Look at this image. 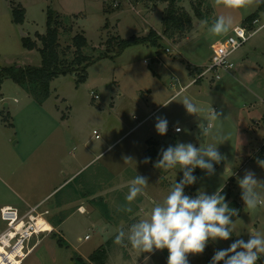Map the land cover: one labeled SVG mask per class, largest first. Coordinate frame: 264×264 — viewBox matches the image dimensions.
<instances>
[{"label":"rangeland","instance_id":"obj_1","mask_svg":"<svg viewBox=\"0 0 264 264\" xmlns=\"http://www.w3.org/2000/svg\"><path fill=\"white\" fill-rule=\"evenodd\" d=\"M18 5L25 11L21 25L13 22L12 11ZM166 7L148 0H0V69L41 66L39 52L26 50L22 40L29 37L41 47L36 35L46 34L48 11L58 14L61 24L62 58L70 62L75 58L73 38L81 34L88 42L83 55L96 59L86 68L85 81L79 82L75 74L60 76L50 83L45 99L28 94L10 79L0 86V207L21 199L35 206L53 192L42 202L41 211H49L44 219L53 224L70 216L60 228L53 230L49 225L52 233L38 237V248L24 264H75L79 257L89 263L90 255L107 240L111 247L106 264H132L143 256L130 246L114 244L115 234L139 220L141 204L144 219L150 218L154 204L163 202L183 176L179 167L164 171L143 163L147 140L158 142L151 143L155 153L177 142L197 147L220 144L218 150L226 157L215 165L212 176L195 169L197 182L186 186L185 194L233 190L234 199L227 202L239 201L242 209L234 220L236 231L227 241L212 242V248L209 243L203 254L189 255V264H210L216 250L228 248L236 239L246 241L251 231L264 233V206L247 210L237 183L248 169L264 180V168L258 164L264 160L260 158L264 151V29L233 54L231 74L219 81L208 75L192 83L209 63L212 44L235 27L249 25L245 20L255 13L257 25L252 31L264 25V4L228 9L215 0H179L177 12L187 13L191 23L183 24L171 38L163 35ZM220 15L232 17V28L225 35L211 36L201 21L210 25ZM150 30L160 35L159 48L136 45L114 54L115 39L144 37ZM192 67H198L194 77ZM185 97L199 107L197 116L186 113L180 103ZM211 107L221 113L220 120L211 122L209 136H201L198 125L206 124ZM157 116L169 122L164 136L155 130ZM177 124L180 132L174 130ZM126 157L133 161H125ZM226 166L231 171L225 172ZM137 174L148 178L145 195L132 203V213L118 211ZM80 207L85 208L84 214L79 213ZM25 212L21 208L20 213ZM5 226L0 219V231ZM86 235L89 241L84 240ZM167 257L165 249L140 264H167Z\"/></svg>","mask_w":264,"mask_h":264},{"label":"clouds","instance_id":"obj_2","mask_svg":"<svg viewBox=\"0 0 264 264\" xmlns=\"http://www.w3.org/2000/svg\"><path fill=\"white\" fill-rule=\"evenodd\" d=\"M216 5H223L228 9L253 8L264 4V0H215ZM207 27L211 36L227 34L233 25L231 16L220 15L209 25L207 20L201 21ZM264 29V25L257 28L250 35L254 36ZM188 115H196L199 107L189 98L185 97L182 102ZM221 113L212 107L209 117L202 121L198 127L201 136H209L212 130V121L220 120ZM166 117H155V130L164 136L168 131ZM176 132L181 128L174 126ZM218 145L209 143L207 146H195L191 142H177L174 146L162 147L159 158L154 162V167L159 170H171L179 167L183 173L182 178L171 186V189L163 202L155 203L151 210L150 218L139 219L131 223L126 229L120 228L115 234L113 243L121 247L130 246L145 256V261L150 259L151 254L167 249V264H189V255L203 254L210 242L227 241L232 238L236 231L233 217L239 216V210L229 206L226 195H222L223 189H218L213 194L197 191L193 197L185 194V187L197 182L194 175L195 169L199 168L207 176L215 174V165L226 160V157L218 150ZM125 161H133L126 157ZM151 162L150 157H145L143 163ZM258 164L264 168V160H258ZM225 172L231 171L228 166ZM237 183L241 189V200L249 211L264 206V180L256 177L251 169L245 170L242 178ZM148 178L137 174L129 183L126 203L117 210L132 213V203L140 196L145 195L148 187ZM249 238L236 239L226 249L216 250L210 264H257L264 257V233L251 231Z\"/></svg>","mask_w":264,"mask_h":264},{"label":"trees","instance_id":"obj_3","mask_svg":"<svg viewBox=\"0 0 264 264\" xmlns=\"http://www.w3.org/2000/svg\"><path fill=\"white\" fill-rule=\"evenodd\" d=\"M153 3H166L167 7L163 14V24L164 31L163 35L171 38L175 35L183 26V24L191 23V17L187 13H179L176 9V3L179 0H148ZM262 6L260 7V10ZM183 12V11H181ZM13 22L16 25H21L24 22L25 11L24 9L18 5L14 6L13 11ZM257 13L249 16L245 23L249 25L252 24L254 20H256ZM57 16H53L51 11H48V19H47V32L45 35H36V38L40 41L41 47H37V43L31 40L29 37L23 38V47L28 51L37 50L41 57V66L36 67H18L11 66L7 68L0 69V86L5 79H10L18 86H20L23 90H25L28 94L41 99H45L49 95V85L50 83L60 77L67 76L69 74H75L78 76V81H85L87 79L85 70L90 64H92L95 60L92 57L83 55L82 51L88 46L87 39L81 35L77 34L73 38V47L76 49L75 58L70 62L66 59L62 58L63 54L59 51V36H60V22ZM116 51L114 54L119 55L124 50L129 47L136 45H145L151 46L154 48L160 47L161 37L160 35L150 30L147 36L144 37H136L132 36L129 39H122L118 37L115 39ZM110 41L107 43L109 44ZM101 57H107L106 54H101ZM99 57V58H101ZM154 144V143H152ZM148 149L145 152V157H150L151 162L153 163L156 159L159 158V151L154 152L151 149V141L147 142ZM222 195H226V202L228 201V196L225 192L222 191ZM229 206L232 208H236L239 210V215L241 213V209L237 207L232 202L229 203ZM239 217V216H238ZM238 217H233L236 220ZM62 218L58 221V225ZM107 259L106 250L104 248L98 249L94 252L90 257V264H105ZM75 264H87L82 259L77 258ZM222 264V263H221ZM257 264H264L263 259H259Z\"/></svg>","mask_w":264,"mask_h":264},{"label":"built area","instance_id":"obj_4","mask_svg":"<svg viewBox=\"0 0 264 264\" xmlns=\"http://www.w3.org/2000/svg\"><path fill=\"white\" fill-rule=\"evenodd\" d=\"M255 25L257 20L250 25L235 27L226 37L212 44L209 63L194 77L192 83H197L208 75L219 81L224 74H231L234 69L232 56L253 37L250 34L256 30L252 31V26ZM93 96L98 99L97 95ZM93 135L98 137L96 131H93ZM41 208L42 203H39L22 214L13 207L0 209V219L6 224L0 232V264H23L35 248L38 237L52 233V229L44 231L38 226L39 219L47 223L44 217L49 214L48 210L41 211ZM33 239H36V243L30 247ZM88 239L89 236H86L85 240Z\"/></svg>","mask_w":264,"mask_h":264},{"label":"crops","instance_id":"obj_5","mask_svg":"<svg viewBox=\"0 0 264 264\" xmlns=\"http://www.w3.org/2000/svg\"><path fill=\"white\" fill-rule=\"evenodd\" d=\"M121 38V37H120ZM38 46V45H37ZM39 48V47H38ZM190 70V74H191V76H195V74L196 73H198V67H192V68H189ZM190 84H192V83H189V84H187L186 86H184V88L182 89V90H184L185 88H187L188 86H190ZM5 108L6 109H8V105H5ZM150 116H148L147 118H149ZM147 118L146 119H144L141 123H139L138 124V126L139 125H141L144 121H146L147 120ZM263 122H264V118H263ZM151 141V143H154V144H157L158 145V142L157 141H152V140H150ZM146 142V145H147V142H148V140L147 141H145ZM158 147V146H157ZM148 149V145H147V148L146 147H144L143 148V154H144V156H145V152H146V150ZM158 149V148H157ZM159 151V150H158ZM261 152V151H260ZM260 158L261 159H263L264 158V151H263V153H261L260 154ZM154 163V162H153ZM149 166H150V168H152V166H153V164L152 163H149ZM77 174V173H76ZM75 174V175H76ZM61 187V185L59 186V187H57V188H55L53 191L55 192L57 189H59ZM223 192H225L224 190H223ZM231 192H232V194H231ZM226 194H227V196H228V201H229V198L230 197H232L233 199H234V196H235V193L233 192V190L231 191L230 190V192H225ZM53 194V192H51L49 195H47L46 197H44L40 202H38V203H36V204H39V203H42V202H44L45 200H47V199H50V197H51V195ZM233 204H235L234 202H232ZM143 205L144 204H141L140 205V209H141V216H139L138 218L139 219H144V217H145V215H146V212L143 210L145 207H143ZM237 207H239L240 209H241V205H240V202L239 201H237V204H235ZM2 207H13V208H15V209H17V210H19V211H21V208H26V211L28 210V208L29 207H32L30 204H28L25 200H20L19 202H17V203H14V204H11V203H7V204H4L3 206H1L0 207V209L2 208ZM84 210H85V208H83V207H80L79 208V213H81V214H84ZM241 211H242V209H241ZM70 218V216H68V217H66V218H62V221L60 222V225H58V223L59 222H55V223H53V224H49V222H47V224H49L50 226H51V228L53 227H58V228H60V227H62L63 225H64V223L67 221V219H69ZM134 218H137V215H135L134 216ZM60 220V219H59ZM58 220V221H59ZM52 228V229H53ZM3 230V229H2ZM1 230V231H2ZM54 230V229H53ZM0 231V232H1ZM106 232H108V231H106ZM111 234L113 235V233L111 232ZM44 235V234H43ZM45 235H47V234H45ZM111 235V236H112ZM56 236H57V234H56ZM64 236H65V234H64ZM87 236V235H86ZM85 236V237H86ZM64 239H65V237H63ZM33 240H36V239H33ZM84 240H85V238H84ZM90 240V238L88 239V240H86V241H89ZM78 241L80 242V241H82V239L81 238H79L78 239ZM107 241H108V243H107ZM106 242H105V245L104 246H102L101 248H104L105 250H106V254H107V259H106V261L108 260V256H109V248L111 247V246H109V240H107ZM36 243V242H35ZM211 243V248H212V246H213V244H212V242H210ZM38 246H39V241L37 242V244H36V246H35V248L32 250V252L28 255V257L27 258H29L34 252H35V250L38 248ZM159 252H161V251H157V252H155V253H159ZM149 254H143V256H141V258H139V259H135V260H133L131 263L132 264H140V263H142L144 260H145V256H148ZM155 254H151L150 255V257L151 258H153V256H154ZM91 256V255H90ZM26 258V259H27ZM80 259H82L84 262H85V258H82V257H79ZM25 259V260H26ZM261 259H263L264 260V258H261ZM25 260H24V262H25ZM106 261H105V264H106ZM24 262H23V264H24ZM85 263H87V262H85ZM127 263H129V262H127ZM87 264H90V262L89 263H87ZM119 264H126V263H124V262H120Z\"/></svg>","mask_w":264,"mask_h":264},{"label":"bare ground","instance_id":"obj_6","mask_svg":"<svg viewBox=\"0 0 264 264\" xmlns=\"http://www.w3.org/2000/svg\"><path fill=\"white\" fill-rule=\"evenodd\" d=\"M38 226L41 227L44 231H50L49 224L45 223L43 220H38Z\"/></svg>","mask_w":264,"mask_h":264},{"label":"water","instance_id":"obj_7","mask_svg":"<svg viewBox=\"0 0 264 264\" xmlns=\"http://www.w3.org/2000/svg\"><path fill=\"white\" fill-rule=\"evenodd\" d=\"M53 237H56V234H53Z\"/></svg>","mask_w":264,"mask_h":264}]
</instances>
